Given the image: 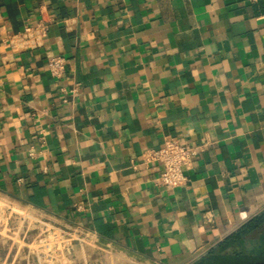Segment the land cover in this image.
<instances>
[{
	"label": "crops",
	"instance_id": "obj_1",
	"mask_svg": "<svg viewBox=\"0 0 264 264\" xmlns=\"http://www.w3.org/2000/svg\"><path fill=\"white\" fill-rule=\"evenodd\" d=\"M168 138L204 144L171 189L130 167ZM0 196L108 264L198 261L264 209V0H0Z\"/></svg>",
	"mask_w": 264,
	"mask_h": 264
},
{
	"label": "rangeland",
	"instance_id": "obj_2",
	"mask_svg": "<svg viewBox=\"0 0 264 264\" xmlns=\"http://www.w3.org/2000/svg\"><path fill=\"white\" fill-rule=\"evenodd\" d=\"M82 238L90 244L85 248L94 260L90 264H108L103 260L107 249L89 236L0 196V244L11 241L15 251L28 259L34 257L41 264H72L73 257L81 253Z\"/></svg>",
	"mask_w": 264,
	"mask_h": 264
},
{
	"label": "built area",
	"instance_id": "obj_3",
	"mask_svg": "<svg viewBox=\"0 0 264 264\" xmlns=\"http://www.w3.org/2000/svg\"><path fill=\"white\" fill-rule=\"evenodd\" d=\"M37 28L45 35L44 25L39 23ZM47 68L51 76L58 80L65 72V59L62 56H52L47 60ZM203 147V143L191 144L168 138L162 146L144 151L141 161H132L130 167L137 171L140 165L148 168L151 164L158 163L161 171L156 177V184L167 189L175 188L187 182L183 166L190 164Z\"/></svg>",
	"mask_w": 264,
	"mask_h": 264
},
{
	"label": "trees",
	"instance_id": "obj_4",
	"mask_svg": "<svg viewBox=\"0 0 264 264\" xmlns=\"http://www.w3.org/2000/svg\"><path fill=\"white\" fill-rule=\"evenodd\" d=\"M193 264H264V209Z\"/></svg>",
	"mask_w": 264,
	"mask_h": 264
}]
</instances>
